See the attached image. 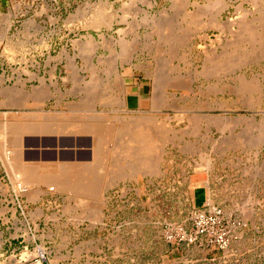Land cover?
Returning a JSON list of instances; mask_svg holds the SVG:
<instances>
[{
  "label": "rangeland",
  "instance_id": "obj_1",
  "mask_svg": "<svg viewBox=\"0 0 264 264\" xmlns=\"http://www.w3.org/2000/svg\"><path fill=\"white\" fill-rule=\"evenodd\" d=\"M149 1L0 0V264H264V0ZM208 205L224 249L180 239Z\"/></svg>",
  "mask_w": 264,
  "mask_h": 264
},
{
  "label": "bare ground",
  "instance_id": "obj_2",
  "mask_svg": "<svg viewBox=\"0 0 264 264\" xmlns=\"http://www.w3.org/2000/svg\"><path fill=\"white\" fill-rule=\"evenodd\" d=\"M143 1V0H142ZM149 0H147V2H148ZM176 3H175V7H176V4H177V1H178V4H177V7H179V4L182 6V4L183 3H185V2H187L186 4H188L189 3V0H184V1H182V0H180V2H179V0H174ZM236 1H238V0H229L228 1V3H226L225 2V0H208L207 2L208 3H206V5H205V7L204 8H210V9H215L216 10V8L215 7H217V13L219 14V13H222L224 10H227V9H229V7L230 6H233L234 7V9H235V12L236 13H241V11L242 10H244L245 8H243V1L244 0H241L240 2H238L237 4H236ZM247 1V0H246ZM258 0H251V2L255 5V3L257 2ZM150 2V1H149ZM148 2V3H149ZM191 2V1H190ZM136 3V2H135ZM135 3H133L134 4V6L136 5ZM192 3V5H194V6H196L197 8H198V10H196L197 12H205V11H202V8H201V4L199 5V1L198 0H196L195 2H191ZM190 3V4H191ZM106 4V3H105ZM105 4H99V5H97L98 7H99V10H98V12H96V14H94V16L95 17H93L94 18V20L92 21V23H91V21H90V24L92 25V26H94V27H97L98 29L101 27V26H109V28L111 27V25H112V22H113V20L114 19H116V16L115 15H113V13H115V12H113V9L111 10L112 12H111V14H110V12H108L109 10H107V6L105 5ZM132 3H127L126 2V5L124 6V8H126L125 10H124V13H125V15H123V17H121V19H120V17H119V19L120 20H124V19H126V17L128 16L127 14L132 10V5H131ZM150 4V3H149ZM186 4H184V5H186ZM189 4V5H190ZM205 4V3H204ZM203 4V5H204ZM151 5V4H150ZM173 5V4H172ZM188 5V6H189ZM264 5V4H263ZM111 6V5H110ZM188 6L186 7L187 8V10H188ZM262 6V5H261ZM108 7H109V5H108ZM176 7V8H177ZM111 8V7H110ZM109 8V9H110ZM203 8V9H204ZM208 8V9H209ZM178 9V8H177ZM247 10L246 11H248V8H246ZM259 9V8H258ZM204 10H206V9H204ZM178 11V10H177ZM185 11V10H184ZM253 11V10H252ZM163 12V11H162ZM189 12V11H188ZM191 12V11H190ZM167 13V12H166ZM130 14V13H129ZM243 14H246L245 12L244 13H242V15ZM262 14V13H261ZM118 15V14H117ZM215 16V15H214ZM158 18V17H157ZM220 19V18H219ZM230 19V18H229ZM232 19V18H231ZM230 19V20H231ZM218 20V19H217ZM216 21V20H215ZM224 21V20H223ZM233 21V20H232ZM241 21H242V19H241ZM221 22V21H220ZM225 22V21H224ZM230 22V21H229ZM235 22V21H234ZM166 23V22H165ZM213 23V25L215 24V22H212ZM232 23V22H231ZM159 24L160 23H158V25H157V27H161V29L164 27H162V24H160L161 26H159ZM235 24V23H234ZM155 25V24H154ZM216 25H219L220 26V28L224 31L225 29H226V24H224V23H222V24H216ZM216 25H215V27H216ZM229 25V24H228ZM237 25V24H236ZM113 27V26H112ZM170 27V26H169ZM238 27H239V29H238V31L237 32H239V34H238V40H236V42H235V45H238L239 46V48H240V46H244V47H248L251 51H254V49H259V50H264V17L263 18H261L260 19V21H258V23H253V21H245L244 20V22L242 21L241 22V24L239 23V25H238ZM153 28V27H152ZM158 28V29H159ZM230 28V27H229ZM126 29V28H125ZM160 29V30H161ZM166 29V28H165ZM236 29V28H235ZM235 29H233V30H231L232 31V33H235L234 32V30ZM123 29H121V28H119V31H122ZM125 31V30H124ZM163 31V30H162ZM123 33V32H122ZM225 34V33H224ZM235 34H237V33H235ZM232 35V34H231ZM230 35V36H231ZM102 36H103V34H102ZM225 36V35H224ZM237 36V35H236ZM91 38L89 39V42H91L92 40H93V36H90ZM229 37V36H228ZM233 37V36H232ZM220 38V37H219ZM225 38V37H224ZM221 40V39H220ZM219 40V41H220ZM129 42V41H128ZM221 42V41H220ZM91 44V43H90ZM127 44V43H126ZM213 44V43H212ZM129 45H127V47H128ZM244 47H243V49H244ZM129 48V47H128ZM236 48V47H235ZM247 49V48H246ZM231 51V50H230ZM248 52H249V50H247ZM246 51V52H247ZM237 52V51H236ZM127 52H125V54H126ZM233 53H234V51H233ZM215 57V56H214ZM225 57V56H224ZM210 58V57H209ZM229 58V57H228ZM100 59V58H99ZM212 62V61H211ZM222 62H224L223 60H222ZM107 63V62H106ZM156 63V62H155ZM92 64V63H91ZM217 66V65H216ZM94 67V66H93ZM167 69V68H166ZM243 75V74H242ZM158 76H161V73L160 74H158ZM157 76V77H158ZM240 79V78H239ZM253 78H251V80H252ZM159 80H160V77H159ZM183 80V79H182ZM181 80V81H182ZM254 80H255V77H254ZM259 81V79H256L255 81ZM161 82V81H160ZM260 82V81H259ZM240 83H241V81H240ZM244 84H245V82H244ZM244 84L242 85V86H244ZM248 84H249V82H248ZM251 84H252V86H250V87H252L253 88V84H255V82H253V81H251ZM251 88V89H252ZM259 88V87H258ZM257 89V88H256ZM244 90V89H243ZM250 90V89H249ZM216 117V116H215ZM264 120V119H263ZM229 125V124H228ZM221 126V125H220ZM227 126V125H226ZM40 182V181H39ZM38 183V182H37ZM37 189V188H36ZM39 189V188H38ZM38 191V190H37ZM16 195H18V194H16ZM40 250L39 251H41V248H39ZM38 264H40V263H38Z\"/></svg>",
  "mask_w": 264,
  "mask_h": 264
},
{
  "label": "built area",
  "instance_id": "obj_3",
  "mask_svg": "<svg viewBox=\"0 0 264 264\" xmlns=\"http://www.w3.org/2000/svg\"><path fill=\"white\" fill-rule=\"evenodd\" d=\"M189 232L181 226L180 239L196 240L204 237L208 243L220 249L227 247L231 234L229 225L224 220V213L218 206L208 205L204 209H195L189 217Z\"/></svg>",
  "mask_w": 264,
  "mask_h": 264
},
{
  "label": "crops",
  "instance_id": "obj_4",
  "mask_svg": "<svg viewBox=\"0 0 264 264\" xmlns=\"http://www.w3.org/2000/svg\"><path fill=\"white\" fill-rule=\"evenodd\" d=\"M132 88H135L136 91L134 90V93H131L132 96L134 97V101L130 102L132 103V105L137 104L140 107H142V101L145 100L147 98V96H145V94L143 92H141L142 86L138 85V86H133ZM35 196V195H34Z\"/></svg>",
  "mask_w": 264,
  "mask_h": 264
}]
</instances>
